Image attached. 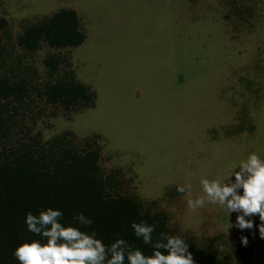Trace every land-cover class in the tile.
Segmentation results:
<instances>
[{"label":"rangeland","instance_id":"1","mask_svg":"<svg viewBox=\"0 0 264 264\" xmlns=\"http://www.w3.org/2000/svg\"><path fill=\"white\" fill-rule=\"evenodd\" d=\"M60 9L77 11L83 44L19 45L27 26ZM0 16L8 21L0 78L31 83L11 109L5 151L41 149L64 132L79 148L97 137L102 172L119 180L121 194L167 213L171 236L192 238L223 264H244L237 228L228 229L238 213L217 205L191 213L176 186L190 179L194 199L201 178H223L250 152L264 158V0H0ZM50 55L64 60L54 75ZM71 75L96 93L94 107L66 110L39 96ZM253 222V264H264L258 215Z\"/></svg>","mask_w":264,"mask_h":264},{"label":"trees","instance_id":"2","mask_svg":"<svg viewBox=\"0 0 264 264\" xmlns=\"http://www.w3.org/2000/svg\"><path fill=\"white\" fill-rule=\"evenodd\" d=\"M8 21L0 16V33L6 30ZM87 38L81 28L80 17L74 9H60L50 17L27 26L18 37V43L29 52L38 50L42 43L53 48H76ZM63 58L50 55L45 63L54 75ZM31 83L26 78L12 80L0 78V264H19L13 256L16 246L25 241L43 238L31 233L25 224V216L31 212L58 209L63 213L59 222L81 231L96 233L106 247L116 239L127 242V250L139 249L146 256L153 252L151 244H144L131 228L132 222L154 225L153 241L161 239V233L171 236L169 216L165 212L151 213L137 199L121 194L115 176L106 177L100 165L101 146L98 138L85 140L79 148L64 132L47 142L41 149L24 145L13 152H6L2 142L13 130L11 109L25 103ZM47 104L66 110L78 106L94 107L96 93L73 75L47 83L38 91ZM83 213L92 220L89 226L80 225L73 218ZM249 219V217H246ZM253 220V217H251ZM254 226V222H253ZM240 238L247 237V245L240 241L238 253L246 258L254 254V242L249 239L252 229L240 230ZM188 244L194 264H223L210 249L198 247L192 238H183ZM163 252L164 250L161 249ZM124 264H128L125 258Z\"/></svg>","mask_w":264,"mask_h":264},{"label":"clouds","instance_id":"3","mask_svg":"<svg viewBox=\"0 0 264 264\" xmlns=\"http://www.w3.org/2000/svg\"><path fill=\"white\" fill-rule=\"evenodd\" d=\"M185 175L191 178L192 173L186 171ZM199 183L203 194L194 199L191 198L190 179L176 186L177 192L188 197L189 212L194 213L206 205L219 206L228 217L232 212H237L234 224L228 221V229L234 226L240 230L252 229L251 217L258 215L261 221L257 225L259 235L264 238V158L260 154L250 152L245 159L232 164L223 178H201ZM238 189H242V192H238ZM62 216L60 210L52 208L41 210L39 215L26 214L24 222L27 229L42 237L43 242L32 240L18 244L13 256L19 264H124L125 258L128 264H194L183 238L161 233V239L153 241L155 226L146 222H132L131 228L144 244L152 245L150 256L139 249L127 250V242L121 238L106 247L96 238L94 231L88 234L77 227L63 226L59 222ZM73 219L80 225L92 224V220L83 213ZM241 243L246 246L247 237L242 236Z\"/></svg>","mask_w":264,"mask_h":264},{"label":"water","instance_id":"4","mask_svg":"<svg viewBox=\"0 0 264 264\" xmlns=\"http://www.w3.org/2000/svg\"><path fill=\"white\" fill-rule=\"evenodd\" d=\"M252 238V234L249 236V239ZM244 264H253V254L251 251L247 253Z\"/></svg>","mask_w":264,"mask_h":264}]
</instances>
